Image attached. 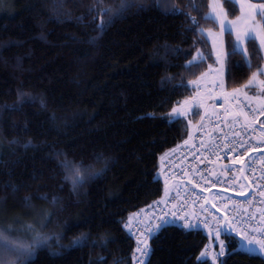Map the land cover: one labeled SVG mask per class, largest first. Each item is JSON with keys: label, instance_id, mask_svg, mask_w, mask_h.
I'll return each instance as SVG.
<instances>
[{"label": "trees", "instance_id": "obj_1", "mask_svg": "<svg viewBox=\"0 0 264 264\" xmlns=\"http://www.w3.org/2000/svg\"><path fill=\"white\" fill-rule=\"evenodd\" d=\"M7 2L0 9V222L29 219L40 208L51 213L45 232L61 233L59 241L51 236L23 264H133L134 228L123 225L165 195L160 156L188 139L187 120L170 116L171 109L192 96L188 81L216 65L198 30L217 27L204 18L209 0H194L198 10L190 0H130L131 7L102 31L97 24L107 15L100 9L117 8L121 0ZM222 2L229 16L238 14L234 2ZM173 4L199 21L196 31L189 30L188 17L167 11ZM234 44L233 34L224 32L229 89L262 64L254 39L247 41V60ZM197 49L202 58L184 67ZM169 75L174 79L162 82ZM181 81L186 86L174 89ZM65 157L82 170L106 171L73 192L60 165ZM25 196L33 207L25 206ZM81 233L89 234L84 246H69ZM221 237L224 255L213 262L201 256L212 236L170 223L149 238L147 264H264L239 247L236 233L226 229Z\"/></svg>", "mask_w": 264, "mask_h": 264}, {"label": "built area", "instance_id": "obj_2", "mask_svg": "<svg viewBox=\"0 0 264 264\" xmlns=\"http://www.w3.org/2000/svg\"><path fill=\"white\" fill-rule=\"evenodd\" d=\"M225 84L224 81L225 90L229 91ZM213 91L210 103L214 115H202L188 143L162 163L159 174L164 187L165 176L169 185L166 200L152 204L142 213V218L169 214V222L181 226L183 217L195 219L196 226L190 229H202L212 237L216 235V221H223L225 216L237 228L264 224L262 115L239 96L226 104L218 82ZM238 156L243 157V163L235 159ZM223 194L225 197H221ZM132 235L137 241L136 228ZM210 252L208 246L206 253Z\"/></svg>", "mask_w": 264, "mask_h": 264}, {"label": "snow or ice", "instance_id": "obj_3", "mask_svg": "<svg viewBox=\"0 0 264 264\" xmlns=\"http://www.w3.org/2000/svg\"><path fill=\"white\" fill-rule=\"evenodd\" d=\"M235 0H229V3H233ZM240 4V10L241 15L235 17L233 20H228L227 11L224 8V4L222 0H209V8L210 12L204 13L205 19H212L216 23L220 25L221 31L219 33H213V30L211 28L205 29L203 27L199 28L198 30L203 34L207 32L209 35H214L216 37H219L222 35L223 31L227 28L228 31L233 32L235 34V45H234V51L236 48H242L243 53L247 54L248 49L244 47L245 41L249 39L250 37L259 41V48L264 49V3L255 4L252 3L251 0H238ZM192 8L198 10V5L194 2V0H190V5ZM131 7L130 0H121V4L117 8H113L112 6H107L100 9V12L107 15V18L105 19L102 15L99 20L100 22L97 24V27L101 29V31L104 29V27L108 24H111L116 18L123 15V13ZM96 9L90 8L89 12L95 11ZM170 13H180L188 17L190 21H192V25H190L189 30L196 31L197 29L194 27L195 24H198L199 21L196 20L195 17H192L190 13H186L183 11V9L179 8L175 4H173L170 8L167 9ZM257 15L260 16V21H257L256 17ZM78 19H82V17H78ZM94 20L96 17L93 18ZM94 39V38H93ZM166 49H168L170 46L165 45ZM213 49L215 50L216 60L218 63V67L214 69L213 71L217 74V80L219 83V87L221 88V95H223L225 103H229L230 98H234L236 96L243 95L246 99L249 101L255 100V99H261V108L260 113L261 115H264V98H257V97H248L247 93L244 91L245 88L253 85L258 84L262 90H264V79H260L259 77L264 75V67H258L256 71H253L249 77V79L244 83L239 85L238 87H234L231 89V91L225 90L224 87V54L222 49H218L216 45V40L213 41ZM171 51L173 53L179 52L180 49L177 48H171ZM187 54V53H185ZM198 58H202V53H200V50L197 49V55L193 56L191 60L186 61L183 65L187 68H192L194 65H196L199 62ZM247 60V55L245 56ZM248 66H251L250 60H248ZM209 69H212V65H209ZM206 75L205 72H201L200 76L197 77L195 80L188 81V84L197 85L200 80ZM173 76H166L162 78L163 80H173ZM186 85L183 84V82H179L178 84L174 85V89L176 87H184ZM173 89V90H174ZM24 93L18 92V96L22 97L24 96ZM194 98L189 97L185 98L184 101L179 102L178 107H173L171 109L170 116L172 114H177L179 116L187 115L188 108L191 106L189 104V100H192ZM23 101H20V104H22ZM43 104V101H41ZM19 105H13L12 107H18ZM244 115L243 113H241ZM191 123V121H189ZM249 126H251L249 124ZM184 143H188V141H185ZM241 149H243V145H241ZM234 149H230V151H233ZM237 161L243 163V157H236ZM164 160V157H161V161ZM83 162H81L82 165ZM60 165L65 170V180H71L72 183V191L76 192L78 187L82 185L86 178L88 177H95L102 175L104 171H106V166L104 169L95 170V171H89L88 168H84L82 170L81 166L75 165L73 161H70L65 157V159L60 161ZM90 168V166H89ZM241 171L243 169L241 168ZM199 176V173L196 174ZM155 177H153V180L155 181ZM203 179V177H201ZM197 187H200V185H196ZM169 192V185H168V178L165 176V196L160 198V201H156L154 203H160L164 200H166ZM43 199H47L46 194H41V197ZM24 200L25 206L28 208L33 207L31 204V197L25 196L22 198ZM57 198H52V203H56ZM143 211V210H141ZM173 217L175 216V213H171ZM169 214H162V215H156L154 217H148L146 219L140 218L139 213H133L130 214L128 217L127 222L124 223L123 227L125 229H128L131 231L133 228L137 229L138 235H137V247L133 251L132 254V260L135 262V264H147V258L150 257L151 254V245L149 244V237H151L153 234L159 232L164 227L168 226L170 224L168 219ZM51 218V213H49L47 216L44 217L43 223H46L47 220ZM15 220H18L19 218H14ZM261 220H264V216L261 217ZM183 227L184 228H192L196 226V220H189L188 217H183ZM203 223V222H201ZM222 225H226L227 229H230L232 232L236 233L240 240L237 242L239 244L240 248L245 249L249 253H255L259 252L261 254V257L264 258V224H261L258 227L252 228L250 226L244 227V228H237L235 225L232 224L231 220L225 216L223 221H216V238L219 239V236L222 231H224V227ZM72 225L65 222L64 227L69 228ZM204 227H208L207 224L204 225ZM21 231L25 232H31L34 233L32 236L31 242L27 243L23 240L22 237L19 235L13 236L12 233L16 232L19 233ZM61 233H51L50 235H45L38 231L36 229V225L30 222H25L22 226V228H14L11 224L0 227V253L2 254H8V253H14L15 257L10 261H5L3 259V256H0V264H15L16 260H26L30 258L33 253L34 249L37 246H43L45 243L49 241L51 236H54L57 241H59L61 237ZM88 233H81L77 237H73L69 246H84L88 239ZM108 243L107 239H103V244L106 246ZM220 249L217 254H212V260L213 262L216 261L217 256H223L224 250H225V241L219 240ZM61 247H68V246H61ZM207 247V246H206ZM206 255L205 252L201 253V256ZM104 257H98V260H103ZM91 264V262H90ZM221 264H223V261H221Z\"/></svg>", "mask_w": 264, "mask_h": 264}, {"label": "rangeland", "instance_id": "obj_4", "mask_svg": "<svg viewBox=\"0 0 264 264\" xmlns=\"http://www.w3.org/2000/svg\"><path fill=\"white\" fill-rule=\"evenodd\" d=\"M251 2H252V3H255V4L264 3L263 0H251ZM6 3H8L7 0H0V9H2V8L6 5ZM234 3L237 5V8H238V14H237L236 16H232V17H231V16L228 15V12H227L228 20H233V19H235V17L241 15L240 4H239L238 0H235ZM224 8H225V7H224ZM225 10L227 11L226 8H225ZM209 12H210V8H209ZM256 19H257V21H260L261 18H260L259 15H257ZM209 28H211V29L213 30V33H219V32L221 31V29H220V25H219L218 23H217V27H209ZM205 29H208V28H205ZM224 32H230V31H228L227 28H226V29L223 31V33H224ZM223 33H222V35L219 36V37H216V36H214V35H209L207 32H205L204 35H205V37L209 40V42H210V44H211V47H212L213 54H214L215 58H216L215 50L213 49V41H214V40H216L217 48H218V49H222L223 54H224V60H225V53H224V47H223ZM231 33L233 34L234 43H235V34H234L233 32H231ZM249 39H253V38L250 37ZM254 40H255V39H254ZM247 41H248V39L245 41V45H244V47H246V48L248 49V47H247ZM255 41H256L257 45L259 46V41H258V40H255ZM234 45H235V44H234ZM236 49L243 53L242 48H236ZM260 51H261V54H262V64H261V67H264V49H260ZM200 53H201V52H200ZM243 54H244V56L247 55V58H248V52H247V54H245V53H243ZM196 55H197V54H196ZM224 68H225V62H224ZM214 69H216V68H213V70H214ZM213 70L210 71V72L208 73V76L205 78V80H206V82H207V86H208V88L211 89V91H213L214 84H216V83L218 82V80H217V74H216ZM207 71H208V70H207ZM255 71H256V70H255ZM225 74H226V70L224 71V77H223V78H224V81L226 82V76H225ZM207 78H208V79H207ZM259 78H260V79H264V75L260 76ZM248 79H249V78H248ZM248 79H247V80H248ZM247 80H246V81H247ZM225 85H226L227 89H228L229 91H231V89H229V87H228V85H227V82H226ZM244 91L247 93L248 97L264 98V90H262L258 84H253V85H251V86L245 88ZM213 92H214V91H213ZM213 92H212V94H211V99H212V97L214 96ZM239 97H241L244 101H246V102L248 103V105L252 106V107L254 108V110H255L259 115H261V113H260L261 99H255V100H251V101H249V100L246 99L243 95H240ZM211 99H210V100H211ZM190 105H191V104H190ZM208 106H209V105H207V103H206L205 106L202 108V111H203V112H202V114H201L198 118L196 117V120L194 121V126H193V121H192V119H191L192 117H193V118L195 117V114L193 113L194 109H193L192 106H190V107L188 108L187 115L179 116V115H177V114H172L173 117H184V118L187 120V122H188V124H189V133H188V137H187L188 139H190V137L193 135L194 128H195L197 122L200 120V118H201L202 115H204V114H207L208 116L214 115V109H213L211 103H210V106H211V107H210V106L208 107ZM176 107H178V106H176ZM201 107H202V106H201ZM205 107L208 109V112H205V111H204V109H206ZM192 113H193V114H192ZM209 113H210V114H209ZM189 121H191V123H189ZM263 125H264V123H263ZM221 197H225V194L221 195ZM214 199H215V198H214ZM32 214H33V215L30 216L29 219H18L19 221H18V220H15V221L13 222L14 224H11V225H12L14 228H22V226H23V224H24L25 222H30V223H33V224L36 225V229H37L38 231H40L41 233L47 235L46 232H45V227H46L47 223H43V226H42V222L44 221V217L46 216L44 210L40 208V209H37L36 211H34V213H32ZM6 225H7V224H6ZM6 225H4L3 223L0 222V227H2V226H6ZM227 230L231 231L230 229H227ZM12 235H13V236L19 235L20 237L23 238V240H24L25 242L30 243V242H31V239H32V236L34 235V233L21 231V232H19V233L14 232V233H12ZM50 240H51V238L49 239V241H48L47 243H49ZM214 240H215V239H214ZM219 240H223L222 237H221V234H220V236H219L218 241H219ZM212 243H213V242H212ZM45 244H46V243H45ZM209 246H211V244H209ZM38 247H40V246L35 247V249H34V253H35V251H36V249H37ZM217 249H218V248H217ZM217 249H216V250H217ZM219 249H220V244H219ZM217 251H218V250H217ZM244 251H246V250L244 249ZM246 252H247V251H246ZM34 253H33V255H34ZM205 253H206V251H205ZM248 253H249V252H248ZM212 254H215V252L213 253V250H212L211 254L208 255V256H209L210 258H212ZM252 254H256V255H260V256H261V254H260L259 252H255V253H252ZM33 255H32V256H33ZM0 256H3V259L7 262V261L12 260V259L15 257V254H14V253H8V254H2V253H0ZM32 256H31V257H32ZM31 257H30V258H31ZM218 258H219V257H217L216 260H218ZM28 259H29V258H28ZM28 259H26V260H28ZM26 260H23V261H21V260H16V261H15V264H23L24 262H26ZM132 263H133V262H132ZM133 264H134V263H133Z\"/></svg>", "mask_w": 264, "mask_h": 264}, {"label": "crops", "instance_id": "obj_5", "mask_svg": "<svg viewBox=\"0 0 264 264\" xmlns=\"http://www.w3.org/2000/svg\"><path fill=\"white\" fill-rule=\"evenodd\" d=\"M215 60H216V58H215ZM224 62H225V60H224ZM218 66L219 65H218L217 60H216V65L212 66V69H208V71L205 72L206 75L200 80V82L197 85L191 84L192 87H193V94H192L191 97L194 98V99L189 100V104H191V106L194 109L193 113L195 114V118L196 117L198 118L202 114V112H203L202 111V108L205 106L206 103H207V105L210 106V99H211L212 91H211L210 88H208L207 82H206L205 78L208 76V73L213 70V68H217ZM184 100L185 99H183V100H181L179 102H182ZM179 102L176 103L174 107L179 106ZM204 111L205 112H208V109L206 108V109H204ZM193 126H194V122H193ZM188 140L189 139H187V141ZM183 144H185V143H183ZM180 146H178V147H176L174 149L168 150L167 152L163 153L160 156L159 163H160V166L161 167H162V163L167 159V157L169 156V154L172 153L173 151H176ZM161 157H164V160L163 161H161ZM211 247L213 248V253L215 252V254H217L219 252V241H218L217 238H215V240H213V243H211ZM217 257H220V256H217Z\"/></svg>", "mask_w": 264, "mask_h": 264}, {"label": "bare ground", "instance_id": "obj_6", "mask_svg": "<svg viewBox=\"0 0 264 264\" xmlns=\"http://www.w3.org/2000/svg\"><path fill=\"white\" fill-rule=\"evenodd\" d=\"M128 232V231H127ZM129 234V233H128Z\"/></svg>", "mask_w": 264, "mask_h": 264}]
</instances>
